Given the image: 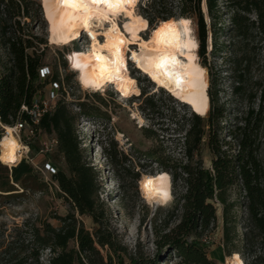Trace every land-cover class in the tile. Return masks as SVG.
I'll return each instance as SVG.
<instances>
[{
	"label": "trees",
	"instance_id": "trees-1",
	"mask_svg": "<svg viewBox=\"0 0 264 264\" xmlns=\"http://www.w3.org/2000/svg\"><path fill=\"white\" fill-rule=\"evenodd\" d=\"M31 3L36 5L37 11L39 3L35 0H0V49L7 56L0 71V122L5 125H13L19 117L24 116L20 112L21 105L31 103L34 95L40 91L43 80L39 73L44 66L39 45L44 41L31 33L26 22L31 10H34L29 6ZM202 3L203 0H178L177 4L172 5L169 0H146L142 5L145 14L141 15L152 27L170 18L186 17L190 22L191 19L195 21L205 68H208L206 53L209 37L211 50H220L219 40L227 28L223 21L226 16L229 17V30L237 46L243 50L242 58L251 43L255 42L259 48L263 70L261 106L256 113L253 110L245 113L229 133L232 141H227L220 137L224 130L221 123L225 117V107L208 85V115L203 119L192 111L191 123L184 134L186 161L166 160L161 155L153 154L162 169L171 175L174 195L172 206L167 208L164 216L165 229L155 230V242L159 253L164 249L163 252H173L179 257L174 264H214L202 247L200 238L216 227L217 205H222L223 210L225 249L228 255L233 253L228 249V244L232 239L229 222H233L230 213L235 207V201L231 199L234 188L245 199L246 248L256 237L264 239V165L258 157L259 145L255 144L250 131L252 117L264 111V0H205L210 26ZM34 39L39 42L37 46ZM80 53L78 49L72 51L73 55ZM232 64L236 69L235 60ZM44 80L60 81V78L57 73H51ZM235 82L238 85L233 90L237 93L241 90L240 77L234 80V85ZM89 114L83 105L79 106V111H72L70 102L60 98L54 109L42 117L38 132L55 133L70 173L67 176L59 170L51 177L64 197L71 200L75 211L57 216L61 223L58 227L47 222L36 226L26 221L22 226L9 228L1 223L0 264H42L43 249L49 250L48 264H123L122 256L126 249L119 242L117 234L104 225L99 216L94 198L97 186L95 174L93 168L82 160L77 142V119ZM205 135L212 154L211 167H205L203 160L196 157ZM105 149L110 150L109 145ZM108 155L110 164H113L110 153ZM1 162L0 207L12 198L22 196L27 190H42L46 186L25 159L10 167ZM17 187L22 191L14 192L18 190ZM77 213L93 218V231L85 228ZM159 260L143 261L131 257L127 264H156ZM249 264H264V257L254 256Z\"/></svg>",
	"mask_w": 264,
	"mask_h": 264
},
{
	"label": "rangeland",
	"instance_id": "rangeland-1",
	"mask_svg": "<svg viewBox=\"0 0 264 264\" xmlns=\"http://www.w3.org/2000/svg\"><path fill=\"white\" fill-rule=\"evenodd\" d=\"M35 1L39 3V8L36 11V5L29 4L34 10H31V16L26 22L31 33L45 42L39 45L43 67L48 68L51 73H57L62 80L63 87L59 91V97H65V100L70 102L72 111H79V106L83 105L86 113H90L78 117L75 133L82 160L93 168L95 174L97 186L94 198L99 216L102 217L104 225L117 234L119 242L126 249L122 256L123 264L129 263L131 257L143 261L160 259L156 264H174L179 257L173 252H163L164 249L159 253L155 242L157 239L155 230L165 229L164 216L167 208L172 206L174 195L172 193L171 200L166 204L149 201L141 189V179L144 175H154L163 170L158 159L153 156L155 153L166 160L186 161L183 140L186 129L191 123L192 110L187 104L176 100L168 90L152 82L130 60L127 61V66L129 73L137 81L140 89L138 95L122 97L112 83L104 89H97L98 91L82 87L77 78V71L72 68L71 59L73 50L78 49L82 53L83 46L90 44L87 32L84 31L81 39L69 44H51L48 39V21L44 17L42 0ZM169 2L174 5L178 0H169ZM145 3L146 0H135L134 3H128V6L136 13L145 14L142 9ZM204 15L210 26L207 10L204 11ZM126 21L123 12H120L117 15L118 24L123 27ZM191 22L193 37L198 42L194 53L196 60L203 65L197 26L192 19ZM223 23L227 28L219 40L220 50L212 51V42L208 41L206 69L208 85H211L219 103L225 107V117L221 123L224 130L220 137L230 141L229 133L239 124L245 113L248 110L256 113L260 109L263 70L261 55L255 42L249 45V50L242 58L243 50L237 46L233 33L229 30L230 18L226 16ZM152 28L149 26L141 36L147 38ZM98 39L102 40L103 36H98ZM34 42L37 46L38 40L34 39ZM130 47L135 48V45ZM234 60L236 69L232 64ZM6 61V53L0 49V71ZM238 77H240L241 90L236 93L233 87L238 85L236 82L234 85V80ZM41 79L43 80L39 89L44 93L50 88L52 81ZM208 112L202 116L203 119H206ZM4 126L5 124L0 122V139L5 131ZM250 131L255 144L259 145L258 157L264 165V111L252 117ZM54 137L56 138L54 132H38L28 140L30 143L28 155L34 162L29 161V163L46 186L42 190H27L22 196L12 198L1 206L0 224L5 223L12 228L22 226L26 221L36 226L47 222L58 227L61 223L57 216L75 211L71 200L64 197L55 179L41 170L44 162L49 161L56 171L60 170L67 176L70 175L59 142L47 154L40 152L42 140L51 141ZM20 138L23 140V135H20ZM108 145L110 150L105 149ZM108 153L114 160L113 164H110ZM196 157L203 160L205 167H211L212 154L207 144V135L203 137ZM18 162L6 165L10 167ZM17 188L18 190L14 192L22 191L20 187ZM238 191L234 188L231 193L235 207L230 213V220L233 222H229L232 239L228 249L233 253L237 252L243 264H249L254 256L264 257V239L256 237L246 248L244 233L247 214L243 203L245 199ZM76 215L86 229L93 231L95 223L90 215L78 213ZM223 228L222 205H217L216 227L200 238L202 247L214 264H230L228 260L233 254L228 255L227 248L225 249ZM102 252L104 254V251ZM49 254L48 249H43L40 260L42 264H48ZM115 259L117 261V257Z\"/></svg>",
	"mask_w": 264,
	"mask_h": 264
},
{
	"label": "bare ground",
	"instance_id": "bare-ground-1",
	"mask_svg": "<svg viewBox=\"0 0 264 264\" xmlns=\"http://www.w3.org/2000/svg\"><path fill=\"white\" fill-rule=\"evenodd\" d=\"M42 4L44 17L48 21V39L51 44H69L81 39L84 31L91 35L90 44L83 46L84 51L73 55L71 59L72 68L77 71V78L82 87L95 91L112 83L122 97L138 95L140 89L137 81L129 73L127 66V61L130 60L152 82L187 104L194 113L200 116L207 114V69L196 60L194 49L197 47V40L193 37L188 18L159 21L151 29L150 35L143 38L141 33L149 28L148 21L128 6V3L115 10L106 4L89 3L87 8L74 7L62 3L61 0H42ZM202 7L204 11L207 10L205 0ZM120 12H123L127 19L123 27L117 22ZM105 14L107 20L104 19ZM106 22L108 25L105 26ZM161 30L163 32L157 36ZM101 35L103 39L99 40L98 36ZM121 40L123 43H120ZM130 45H135V48ZM97 56L101 59H97ZM162 58H167L166 68L171 75L166 74L165 68L157 67ZM76 64L80 67H75ZM20 148L21 144L15 135H4L0 139V160L5 164L16 163L19 160ZM161 177L167 179L161 180ZM148 180H151L152 184L145 187ZM141 189L149 201L168 203L172 197L169 173L161 170L154 175H144L141 179ZM165 193L170 197L167 201ZM228 262L243 264L237 252L230 256Z\"/></svg>",
	"mask_w": 264,
	"mask_h": 264
},
{
	"label": "built area",
	"instance_id": "built-area-1",
	"mask_svg": "<svg viewBox=\"0 0 264 264\" xmlns=\"http://www.w3.org/2000/svg\"><path fill=\"white\" fill-rule=\"evenodd\" d=\"M89 40L91 39V35L86 33ZM40 78H46L50 75V70L46 67L40 68ZM63 87L62 80L60 81H52L50 83V88L41 93L38 91L30 104H22L20 108V112L23 117H19L17 121L13 125H5L3 136L12 133L18 139L21 144V148L18 150L19 160L25 159L27 162L32 161L33 159L29 157V139L34 137L39 131V125L42 117L51 112L55 103L60 99L65 97H59V91ZM20 135H23L24 139L20 138ZM2 136V137H3ZM57 139L54 137L51 141L42 140L40 152L47 154L52 151L53 147L57 144ZM32 163H34L32 161ZM45 164L42 167V171H46L50 176L56 172L55 168L50 164L49 161L44 162Z\"/></svg>",
	"mask_w": 264,
	"mask_h": 264
},
{
	"label": "snow or ice",
	"instance_id": "snow-or-ice-1",
	"mask_svg": "<svg viewBox=\"0 0 264 264\" xmlns=\"http://www.w3.org/2000/svg\"><path fill=\"white\" fill-rule=\"evenodd\" d=\"M61 2L65 3V4H71L74 7L83 6L85 8H87V5L89 3L97 4V5L106 4L110 9L115 10V9L119 8L121 5H123L125 3H129V4L130 3H134L135 0H61ZM104 19L105 20L108 19L106 14L104 15ZM162 32H163V30L158 32L157 36H160ZM92 38H93V40H95V36H93ZM120 43H123V41L121 40ZM104 47H107V45H104ZM117 52H119L118 48H117ZM133 58H135V57L133 56ZM97 59H101V57L97 56ZM166 64H167V58H162L160 63L157 65V67L158 68H165L166 74L171 75V73L167 71ZM75 67L79 68L80 65L76 64ZM117 71H118V69H117ZM125 94H127V93H125ZM160 179L164 180L165 177H161ZM151 184H152V181L148 180L146 185H145V187H149Z\"/></svg>",
	"mask_w": 264,
	"mask_h": 264
},
{
	"label": "clouds",
	"instance_id": "clouds-1",
	"mask_svg": "<svg viewBox=\"0 0 264 264\" xmlns=\"http://www.w3.org/2000/svg\"><path fill=\"white\" fill-rule=\"evenodd\" d=\"M167 179V177H165V180ZM164 197H165V201H167L168 199H170V197L168 196L167 193L164 194Z\"/></svg>",
	"mask_w": 264,
	"mask_h": 264
},
{
	"label": "water",
	"instance_id": "water-1",
	"mask_svg": "<svg viewBox=\"0 0 264 264\" xmlns=\"http://www.w3.org/2000/svg\"><path fill=\"white\" fill-rule=\"evenodd\" d=\"M203 8V7H202Z\"/></svg>",
	"mask_w": 264,
	"mask_h": 264
}]
</instances>
